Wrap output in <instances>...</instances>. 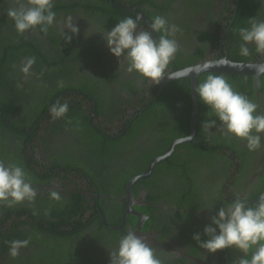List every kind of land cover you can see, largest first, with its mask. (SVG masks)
Masks as SVG:
<instances>
[{
    "label": "flooded vegetation",
    "instance_id": "flooded-vegetation-1",
    "mask_svg": "<svg viewBox=\"0 0 264 264\" xmlns=\"http://www.w3.org/2000/svg\"><path fill=\"white\" fill-rule=\"evenodd\" d=\"M0 1H5L7 8L10 7L12 3V0ZM55 1L57 4L59 3L58 0ZM60 1L62 2V7L58 5L59 7L56 13L55 22L51 26L52 29L54 32L62 31L63 33L64 21L66 17L71 16L75 22V26H77L80 30L77 36H83L82 46L78 48H81L79 57L81 58L82 62H84V64L81 67L78 63H76L77 60L74 59L73 54L71 60L68 62L72 67L73 72H68L61 75V78H64V82H66L65 85L80 82L76 80V78L73 77L71 73L76 74L78 79H81L82 75L85 73L87 78H89L87 79L89 82H91V77H97L98 75L96 74L101 73L100 77L103 76L105 79L102 80V85L95 89V91L103 93V90H105L104 101L112 99L113 101L117 102V104L120 103V107L123 109L120 112V117L116 121L108 122L105 120L102 121L101 118L98 117L100 112L95 111L97 105L88 92H83L80 89H69L66 93H62L60 98H57V101L62 102L64 100H69L68 95L75 98L76 100H83V111L88 115V123L92 127L105 130L108 135L111 134L116 137L122 136V131L129 130L131 124L136 120L137 117L149 109L154 108L151 106L157 97L160 96L164 87L168 83L176 81L177 79L167 81L163 88L160 89L159 84L153 85L151 81H145L144 78L135 72L131 74L127 73L125 71L126 61L124 58L121 57V60L118 61L109 53L102 36L104 31H102V33L96 31L94 28V26H96V22L91 24L89 23L86 13L87 9L79 7L76 5V3H74L78 2V0ZM204 1L209 3V8L202 5V2ZM234 1L235 0H175L172 1L169 10L161 11V14L164 16L170 26H172L173 22L179 21L178 19V21L175 20L174 10H181L179 15H181L183 19L190 21L188 23H179L181 27L177 26V31L169 36L170 39H175L178 45V51L175 56L179 54L184 57L191 50L199 48L200 46H206L207 51L194 64L209 59L219 60L221 56L234 63H264V55H258L255 51V48H251L254 47L251 44L248 45L250 54L252 55V58L249 60V62H237L234 60L235 57L240 56V43H236V39H232L231 32H229L232 24L231 19L234 18V11L237 8V5H235ZM236 1L239 2V0ZM110 2H112V4L118 8L121 7V5H125V0H110ZM165 5H169V3H166ZM191 5H193L192 7L194 8V11L192 12L188 10V7ZM144 8L150 9L148 6H144ZM124 11L131 13L134 16L133 19H136L137 16L147 18L146 12L140 8H124ZM209 12L211 13V16H209ZM1 14L3 15L2 11ZM3 16L6 18V20H8L7 15ZM225 17H230L231 19L228 20ZM147 20L149 19L147 18ZM216 20L217 26L214 28L212 25H210L209 21ZM144 22L145 21L141 20L138 22V31H150V28ZM112 28L113 26L108 27L107 31H110ZM202 32L205 33V36H203ZM65 35H71V33L65 29ZM34 36L40 39L38 34H35ZM60 38H64L63 34L60 35ZM158 38L159 35L156 33L155 40ZM69 48L70 50L77 49V44H75L74 39H72L71 47ZM229 53H232V57L228 56ZM172 61L166 70L165 74L167 75L171 72L185 68H178L177 70L173 69L172 71L170 67ZM263 77L264 75L259 76L258 80L260 89L257 92L254 91L252 77H248L251 79V88L253 91V93L249 94H252L254 103H256L258 106L257 112L261 115H264V86L261 91V78ZM10 82L14 84L15 89H9V95H12V98L16 101V103H25L21 105L23 108H26L25 115L35 118L34 125L26 134L24 146L26 148L27 154L30 156L32 154L35 157V160L40 163L41 167L36 164L33 166L38 171L37 173L41 177H44L46 173H52L51 169H46L50 168L47 166L50 163L49 157L51 155L49 148L55 149L57 152H59L62 151L61 149L67 146H73L74 137L72 134L76 132V129L75 125L71 126L70 124L74 121L69 118V114H66L62 119L59 120H53L51 115L48 117L38 116L39 107L41 105L39 104L38 97L36 96L40 95L39 90H47L48 88L47 83L42 81V77L40 74H38V71H31V74L27 77L23 73H20L17 80L10 79ZM232 88H234L233 85ZM239 88L242 90V87ZM180 91H182V88ZM0 93H3V88L0 89ZM176 94L177 93L175 91L172 96L170 93L169 101L167 102L168 106H166L162 114V131H165L167 125L176 122L174 117L176 116L177 110H187L188 108L186 101L177 99ZM26 96L29 100H27ZM189 96L192 112L193 104L190 93ZM197 102L198 120L196 123V131L197 127L199 126L202 129L200 139H203L206 142L215 140L218 143V149L215 151L214 156L216 157L214 159H208L210 157L208 154L210 153L206 151H203L205 155H202L197 159L195 157L194 160H192V157L189 155L180 157L178 159L179 164H192L194 167L190 175L192 173L196 174L192 176L189 184L187 182L183 186H178L180 180L173 176L172 173H180L181 168L176 165V168L172 167L171 170V166H169L168 170H164L162 168L156 172L155 178L153 179L154 181H152L153 186L147 187L138 183L141 180L136 181L131 189L133 198L130 199L126 192V184L133 177L143 174L148 168L147 167L141 174L129 177L130 175L134 174L132 171L129 173V169H131L133 165L139 168V170L141 168L140 166L138 167L139 159L145 154L143 148L146 145H149L148 142L144 140L140 141L138 146L135 148V151H138L136 152L135 156H118V158H115V163L110 165L118 177H123V175H127L126 177H129L124 183L122 193L117 191L113 195H109L108 193L100 195L95 185L98 184V178L95 179L93 183L91 176L88 177L83 173L79 174L78 171L72 168H54V172L59 173V177L55 176L54 180L49 181L48 184L39 183L42 181L48 182L46 179H43L40 176L38 177L37 182H33V185L37 186L35 187L36 190L47 188L50 184L52 190H56L63 195L66 193L65 195L69 197L71 196L68 195L69 192H75V189H78L77 192L80 193L84 199L90 200L89 209L84 211L83 214L85 217L84 222L91 220L92 222H95L94 227H97L100 226L98 223L99 220L101 226L103 227V232L99 233L100 236H94L93 234H90L88 231H86V233H88L87 242H84L83 245L77 243L81 250L79 252L83 253V255L86 257V260L88 259L89 264H110V253L115 251V249L118 247L120 238L130 230L135 231L136 234L143 239L144 243L153 249L155 256L161 260L162 264H180L178 262L179 259L187 260L188 262L185 264H238L239 259L243 257L244 254L234 248L225 249L215 254H208L203 248H200L197 242L194 243L195 240L193 237L189 238V234L197 232L200 234L203 241L206 240L207 238L204 235L203 227L211 223V218L216 215L221 207L232 203L237 197L246 201L250 207H255L258 202L264 200V135L261 136V147L255 152H249L246 146V141L236 139L235 137L233 138L238 140V143L234 145L232 143V136L227 134L226 130L219 122H217L216 127L211 129L203 126V124L208 120L216 118L211 117L210 113L204 112L203 115L206 116V118L201 120L198 115L199 110L205 106L199 104L198 97ZM69 105L73 106L75 105V102H72ZM14 107L15 106H13V108ZM157 111L158 109L149 111L150 117H152V115ZM16 113L19 114V112ZM126 121L128 122L124 126ZM139 123L142 124V122ZM189 125L190 118L187 129L188 131ZM178 126L180 129H184L186 124L181 123ZM149 132H152L151 135L158 134L161 136L157 131H148L147 135L143 136V139L146 137L148 139ZM33 134H35L36 137L31 138V136H34ZM138 136L139 138H142L141 134H138ZM13 137L15 136H10V138ZM81 138L84 139L86 137L85 135H81ZM181 138L183 137H178L177 139ZM15 142L16 141H12L8 146L9 150L11 149V154H14L12 157H10L11 162H14L15 159L17 160L19 158V153L16 151ZM193 143H197V141H194ZM221 145L225 147L221 149ZM132 146L133 144H129L128 148L131 149ZM243 150H245L244 153H242ZM198 153L199 152L196 153V156ZM104 157L105 159H108L107 155H104ZM88 170L90 172H97V170L92 171L90 168ZM168 171L172 173H168ZM151 175L148 177H151ZM104 177L105 174L102 179H104ZM195 181L198 182L196 183L197 187H206L208 193L205 197H203V194H201L200 191H193V193L197 194V198L201 194V200L197 203L199 208L196 211H188L189 213L194 214V220L192 222H184L181 223L182 226H179L180 224L177 225L176 222H174L169 216L159 214V212L173 213L183 211V208H181L179 205L180 203L178 197L183 196L185 193V188L187 189L188 187V189H190ZM174 183L177 187L168 190V187ZM162 185L165 186L167 191L160 190ZM151 194L161 196V198H156L155 200L153 199L150 201L149 195ZM99 197L101 198L100 203L104 201L105 204H103L102 207L98 205ZM59 202L62 203V201ZM114 202L118 203L117 207L115 206ZM107 203H109V209L107 211L108 215L110 213L108 217H106L102 211V209L107 210ZM145 206H149L151 209H161V211L156 212L153 209L154 213L151 212L152 215L150 216L143 211L144 208L147 210ZM128 208H131L133 213H130L124 220V215ZM134 212L141 214L146 218L143 219V217L141 218L139 215L137 216L134 214ZM154 214L157 216L154 217ZM101 217L103 219H101ZM107 218L111 222H117V225L110 226L107 224ZM103 221L105 223H103ZM111 230L120 231L122 234H115ZM103 234H105V236ZM51 239L52 236L49 235L47 239L48 244H50V241L52 242ZM58 244L62 245L63 243L58 242ZM82 248L85 250H82ZM198 248L200 249L198 250ZM76 252L77 251L74 249V259L72 263H67L63 258L61 262L56 260L57 264H87L74 255ZM250 255L251 253L248 254L249 258Z\"/></svg>",
    "mask_w": 264,
    "mask_h": 264
},
{
    "label": "trees",
    "instance_id": "trees-1",
    "mask_svg": "<svg viewBox=\"0 0 264 264\" xmlns=\"http://www.w3.org/2000/svg\"><path fill=\"white\" fill-rule=\"evenodd\" d=\"M175 0H125V5L117 7L110 0H78L76 3L77 6L86 8L87 17L89 23L96 22L94 28L99 33L102 31H107L108 27L115 26L121 19L126 17L134 18V16L124 11V8H140L146 12L147 18L152 21L156 16L163 17L161 11L169 10V7ZM22 0H12L11 6L6 7L5 1H0V8L3 12V15H7V10L10 8H18L21 6ZM58 4L53 0V10L57 13L58 7H62L61 1L58 0ZM28 0L23 3V6H27ZM169 3V5H165ZM232 3V1H231ZM230 3V4H231ZM237 8L235 9L234 18L225 17L228 20H232L231 27L229 32H231V38L236 39V43H242L239 36V29L248 27L250 19L256 18L258 20H264V5L259 3V0H239L234 1ZM59 5V6H58ZM202 5L209 8L210 5L207 2H202ZM144 6L150 7V9H145ZM193 5L188 7V10L191 12L194 11ZM0 11V89L3 88V93H0V162L5 165L11 163H17L21 165L25 171L30 176L32 183L37 182L38 177L40 176L33 165H38L41 167L40 163L35 160V157L31 154H27L24 142L26 140V134L32 128L35 123V118L26 116V108H23L21 105L25 103L17 102L12 98V95H9V89L14 90V84L10 82V79L17 80L20 73V68L24 61L28 58L35 57V64L33 65L31 71H38V74L41 75L42 81L47 83V90H39L38 97L39 104V114L38 116L48 117L50 116V108L53 104L67 103L69 108L67 114L74 122L70 125H75L76 132L72 135L74 137L73 146H67L62 151L57 152L55 149L49 148L51 153L49 157V166L52 173L45 174L42 181L39 183L48 184L49 181L54 180L55 176L59 177V173L54 172V168H72L78 173H83L88 177L91 176L92 181L98 178V184H95L100 195L109 194L113 195L117 191L123 192L124 183L127 179L133 175L141 174L148 167L150 161L159 155H162L170 142L177 139L178 137H186L188 135V124L191 112L190 104V81L189 79H177L171 83H168L159 97L155 100L151 107L144 112L142 115L136 118V120L131 124L129 130L122 131L123 135L116 137L111 134H107L105 130L97 129L92 127L89 123V117L83 111L84 102L83 100H76L75 98L69 96V100H64L62 102L57 101V98H60L62 93H66L67 90L80 89L83 92H88L91 98L95 101L97 108L95 111L100 112L98 117L101 120L108 122L116 121L120 117V112L123 109L120 107V103L113 101L112 99L104 101L105 99V90L103 93L96 92L95 89L102 85V80L105 78L100 77L101 73H97V77H91V82L87 79V75L84 73L81 79L76 77V74L71 73L76 80L80 81L78 83H72L70 85H65L64 78H61L62 74L73 72L72 67L68 63L71 60L73 54L74 59L77 60L81 67L84 62H82L79 54L81 53V47L83 43V36L73 37L75 44H77L76 50H70L71 43H67L64 38H60L62 31L54 32L52 27H48L47 31H42L39 27L35 30H29L30 32H25L23 35H18L14 23L11 19L6 18L1 14ZM181 10H174L175 20L178 22H171L172 26L175 27L181 25V22H190L187 19H183L179 12ZM165 15V14H164ZM177 16V18H176ZM209 16L211 13L209 12ZM184 20V21H183ZM212 27L217 26L216 21H209ZM219 28V27H218ZM225 30V29H223ZM38 34L40 39L34 36ZM162 33H158L160 36ZM203 36L205 33L202 32ZM79 43H78V41ZM254 48V47H251ZM207 51L206 46H200L191 50L186 56L177 55L175 56L172 64L170 65L171 70L182 69L186 66L193 65L197 60H199L203 54ZM229 57H232V53L228 54ZM235 57V56H234ZM237 58V59H236ZM252 58L250 54L249 57L243 58L237 56L234 58L237 62H249ZM115 66V65H114ZM116 67V66H115ZM169 67V66H168ZM174 70V71H175ZM209 74L217 73H201L198 76V85L204 81V79ZM118 75V74H115ZM222 75V74H218ZM224 78L228 81L231 86L233 85V90L239 94L247 97L249 100L254 102L252 98L253 93L251 88V79L245 78L243 76L237 75H223ZM61 78V79H60ZM147 81V80H145ZM60 82H63V87H60ZM104 82V81H103ZM262 88L264 86V77L261 78ZM242 87V90L239 88ZM182 88V91L180 89ZM100 90V88H99ZM177 93V99L186 101L188 104L187 110H177L176 122H173L167 125L165 131H162V114L166 108L167 102L169 101V96L171 93ZM20 93V92H19ZM27 100L28 97L26 96ZM176 99V100H177ZM75 102V105L71 106L70 103ZM199 104H202L199 102ZM203 105V104H202ZM13 106H15L13 108ZM204 106V105H203ZM159 107V108H158ZM158 109V111L150 117V112ZM10 111V112H9ZM9 112V113H8ZM16 112H19L16 113ZM210 113V110L205 106L199 110V118L201 120L205 119L206 116L203 113ZM26 117V118H24ZM211 117L214 118L213 115ZM128 121L125 122L124 126ZM139 122H142L139 123ZM186 124L185 128L180 129L178 125ZM123 126V127H124ZM148 131H157L158 134L148 133L147 137L143 139V136L147 135ZM138 134L142 135V138H139ZM202 129L198 126L196 134L194 135V141L186 144H180L174 147L173 153L168 157L167 160L158 163L153 170L151 177L143 179L138 183L143 184L147 187L153 186L152 181L155 178V174L160 169L168 170V167L171 166L176 168V165L181 168L180 173H172L173 176L180 180L178 186H183L187 182L190 183L192 176L196 173H191L194 169L192 164H179L178 159L183 156H191L192 160L196 157L199 158L202 155H205L203 151L209 152L208 159H214L216 156L215 151L218 149L217 142L211 141L206 142L201 138ZM11 135L15 137L10 138ZM31 136V138L36 137ZM81 135H85L86 138H81ZM216 135V134H215ZM218 136V135H216ZM116 137V138H115ZM88 139V144H87ZM146 141L149 145H146L143 150L145 154L139 159V168L135 165L129 169V173L132 171L134 174L126 177H118L114 169L110 166L115 163V158L124 157V156H135V148L138 146L140 141ZM12 141L15 142L16 151L19 153V158L14 162H11L10 157L14 154H11V149L9 150L8 146ZM227 142V141H224ZM232 143L236 145L238 140L232 137ZM129 144L133 146L128 148ZM211 147V148H208ZM225 146L221 145L220 148ZM264 150V147H263ZM62 152V153H60ZM198 155L196 156V153ZM245 150L242 151L244 153ZM54 154V155H53ZM104 155L108 156V159H105ZM205 159V157H204ZM203 159V160H204ZM213 163V162H212ZM110 166V167H109ZM44 167V166H43ZM166 167V168H165ZM97 172H90L88 169ZM45 169V170H46ZM104 179L102 177L104 176ZM42 175V174H41ZM93 175V176H92ZM197 181H195L190 187V189L185 188V193L183 196H179V205L183 208L181 212H168L162 213L161 215L169 216L177 225L182 226L181 223L192 222L194 220V214L189 213L188 211H196L199 206L198 202L201 200V194L203 197L206 196L208 190L204 186L197 187ZM103 184V185H102ZM33 187H37L33 185ZM174 183L168 190L176 188ZM36 189V188H35ZM38 190V189H37ZM36 195V198L33 202L29 203L25 201L22 204L15 205L12 207L7 206L6 204L0 205V264H57V261L61 262L64 258L67 263H72L74 256V249L77 251L76 257L80 258L82 261L88 263V259L83 255L79 248L80 245L84 242H87L88 231L94 236H100L99 233L103 232V227L101 226L100 221L98 223L100 226L94 227V223L91 220L84 222V211L89 209L90 200L84 199V197L78 193V189H75V192H69L66 196L65 194H60L61 199L59 201H53L49 197V193L52 191L51 185L49 187L39 189ZM161 191H167L165 186L160 187ZM180 190V189H179ZM189 191V192H188ZM193 191H200L201 194L197 198V194ZM57 192V191H56ZM59 193V192H58ZM154 196V197H152ZM158 195H149L150 201L156 198H161ZM148 199V198H147ZM101 198L99 197L98 205L102 207L104 201L100 203ZM117 207L118 203L114 202ZM105 205V204H104ZM108 205L107 210L102 209L104 215L108 217ZM144 212L152 215L151 212L154 210L161 211V209H151L149 206H145ZM154 213V212H153ZM112 215V214H111ZM157 215L154 214V217ZM106 223L110 226L117 225V222H111L108 218ZM70 227V228H69ZM68 228V229H66ZM205 226L203 227L204 230ZM113 233L122 234L120 231L111 230ZM197 232L189 234V238L193 237ZM49 235L52 236V242L48 244L47 239ZM105 236V234H103ZM54 237V238H53ZM208 239V237H206ZM29 240L30 243L26 248L20 249L19 255L17 258L12 259L9 257V244L13 240ZM50 240V239H49ZM203 241V239H201ZM54 242V243H53ZM58 242L63 243L62 245ZM196 243V241L194 242ZM201 248V247H200ZM198 248V250L200 249ZM82 250H85L82 248ZM194 256V255H193ZM57 260V261H56ZM180 264H185L187 260L179 259ZM60 264V263H59Z\"/></svg>",
    "mask_w": 264,
    "mask_h": 264
},
{
    "label": "clouds",
    "instance_id": "clouds-1",
    "mask_svg": "<svg viewBox=\"0 0 264 264\" xmlns=\"http://www.w3.org/2000/svg\"><path fill=\"white\" fill-rule=\"evenodd\" d=\"M259 3L264 5V0H259ZM6 14L13 21L18 35L38 27L42 31H47L56 18L53 0H28L27 6L10 8ZM141 19L139 16L136 19L131 17L121 19L110 31L104 30L103 40L113 57L118 61L121 57L124 58L127 73L135 72L145 80L151 81L153 85H158L165 76L173 79L171 75L165 73L178 51L176 40L169 38L177 29L174 25L170 26L165 18L156 16L150 23V31H138V22ZM65 29L71 35H65ZM79 31L73 18L66 17L62 33L64 40L71 43ZM152 33L162 34L154 40ZM239 36L242 41L239 48L241 57L250 56L248 47L250 44L254 46L258 55H264V20L250 19L248 27L239 29ZM35 62V57L26 59L20 71L26 77L29 76ZM259 70L264 71V65H260ZM59 86L63 87V82H60ZM195 91L199 102L216 118L205 122L204 127L211 129L219 122L229 136L246 141L249 152H255L261 147L264 115L258 114L256 103L234 91L224 76L218 74L207 75ZM68 108L66 102L53 104L50 108L52 119H62ZM36 195L32 180L21 165L17 163L5 165L0 162V205L12 207L25 201L31 203ZM49 197L53 201L61 199L60 193L56 191L50 192ZM203 231L208 239L201 241L199 233L194 234L193 239L208 254L234 248L244 254L238 264H264V200L258 202L255 207H250L246 201L237 197L232 203L221 207ZM29 243L27 239L11 241L9 257L17 258L20 249L26 248ZM110 264H162V262L155 256L153 249L144 243L135 231L130 230L120 238L115 251L110 253Z\"/></svg>",
    "mask_w": 264,
    "mask_h": 264
},
{
    "label": "water",
    "instance_id": "water-1",
    "mask_svg": "<svg viewBox=\"0 0 264 264\" xmlns=\"http://www.w3.org/2000/svg\"><path fill=\"white\" fill-rule=\"evenodd\" d=\"M141 21H145L144 23L150 28V21L147 20V18L143 17ZM153 39L155 40L156 33H152ZM225 61L224 63H221L220 61ZM264 65V63H234L226 60L223 56L219 60H206L202 61L200 63L194 64L189 67H185L182 70H178L175 72H171L168 75H171L173 79H169L167 76H165L161 82L159 83L160 89L163 88L164 84L167 81H172L175 79H189L190 81V95L191 100L193 104V109L190 116V125H189V133L186 137H183L181 139H177L170 143L169 147L166 149V151L159 155L158 157H155L149 164L147 170L136 177H133L127 184H126V192L130 199L133 198L132 195V186L133 184L138 181L147 178L149 175H151L154 167L162 162L168 159L170 155L172 154L174 147L180 144H186L192 141L194 135L196 134V123H197V110H198V102H197V95H196V87L198 86V76L201 73H221V74H230V75H241L243 77H252L253 85H254V91H259L260 84H259V76L264 75V71L259 70V66ZM167 75V74H166ZM133 213V210L131 208H128L124 215V220L127 218V216ZM137 216L139 215L141 218L145 219V216H142L141 214H138L134 212ZM101 219H103L101 217ZM103 223H105L103 221ZM106 225V224H105ZM254 250V249H253Z\"/></svg>",
    "mask_w": 264,
    "mask_h": 264
},
{
    "label": "rangeland",
    "instance_id": "rangeland-1",
    "mask_svg": "<svg viewBox=\"0 0 264 264\" xmlns=\"http://www.w3.org/2000/svg\"><path fill=\"white\" fill-rule=\"evenodd\" d=\"M23 3H25V1H24V0H22V2H21V5H22ZM203 180H205V179H203Z\"/></svg>",
    "mask_w": 264,
    "mask_h": 264
}]
</instances>
